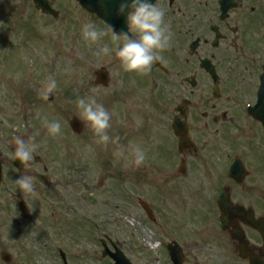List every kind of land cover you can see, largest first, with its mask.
Instances as JSON below:
<instances>
[{
	"label": "rangeland",
	"instance_id": "obj_1",
	"mask_svg": "<svg viewBox=\"0 0 264 264\" xmlns=\"http://www.w3.org/2000/svg\"><path fill=\"white\" fill-rule=\"evenodd\" d=\"M11 1L0 0V129L5 127L2 129L5 130L4 134H9L12 127L14 129L25 124L35 127L36 129H33L35 132L38 131L35 133L38 148L34 160L27 165L25 171V174L33 177L36 192L23 195L13 183L19 175L10 173L0 184V201L2 200L5 206L7 203L11 206L23 197L32 206L31 213L33 212L36 217L25 222L17 218L13 223L15 219L6 216L7 208L0 210V256L4 252L10 253L12 256L10 264H60L57 254L47 252L45 256H41L40 251L43 246L53 250L58 246L68 252L71 250L69 255L71 264H106L97 261L100 247L98 236L108 235L112 240L120 242L133 264H170L161 247L153 252L149 249L148 242L157 239L161 244L164 242L167 244L175 237L182 239L184 264H246L236 254L227 250L228 248L227 251L217 249L215 241L210 240L211 244L204 247L201 241H197L199 236L193 233L208 214L207 211L210 210L208 204L211 205L215 194L214 180L217 176L210 164L211 150L208 151L207 148L189 152L181 158L175 153L177 157L175 164L177 165L181 159L185 160L189 176L169 185L166 182L160 184L161 181H155V177L138 169L135 176L137 181L141 182V186L140 190H137L139 193L135 192V195L137 197L138 194H145L151 199L152 209L160 210L157 211V215L154 211L155 215L152 218H149L138 204L135 195L132 196L133 190L123 189L117 183H110L109 189L108 183H105L101 188L104 191L100 189L84 192L79 189V185L68 184L70 168L58 169L56 163L48 164L51 167L47 175L52 181V177L61 179L64 185L55 186L56 189L50 191V188L46 189L34 177V171L43 173L45 155L54 156L58 162L64 161L69 166L73 159L80 165L90 156L96 160L98 155L95 151L99 144L93 130L85 128L76 136L69 127V121L75 117L76 100L79 97L94 95L97 101L109 110L111 113L109 135L122 140L123 136L128 139L129 142L123 140L126 149L129 144L137 145L150 157H159L161 154L168 157L165 150L169 147L164 143H157L155 138L147 137L155 131L154 127L148 126L154 123L150 118L156 119L157 112L146 108L145 103L148 100H144V95L141 100L140 98L137 100V97L128 94L126 85L130 87L135 72L124 71L113 56L109 58L97 55L98 49L107 43V36L95 43L84 40L83 24L93 22L102 27L98 18L86 13L74 1L55 2L54 6L64 12L58 21L36 10L29 11L28 0H13V4ZM254 1L248 0L250 4ZM64 2L68 4L64 5ZM196 3L203 5L196 8ZM262 4L264 5V0H257L254 5L264 10V7L259 6ZM159 6L165 10V22L169 26L172 38L175 39L185 38L184 32L178 30L183 23H185L183 26L187 27L188 23L196 20L204 23L214 21V4L212 5L209 0H160ZM193 8L198 10L199 18ZM232 23L234 22L230 21V24ZM220 58L221 56L217 54L216 62L220 66L221 74L224 79L228 78L230 81L235 68L230 69L229 64L223 63ZM103 66H108L111 76L110 84L106 88L97 86L95 82V72ZM149 75L148 72L141 77ZM49 77L57 82L56 88L50 93L53 95L52 101L44 99L41 95ZM122 78L126 81L123 84ZM146 79L152 80L153 83L161 80L151 77ZM169 79L170 77L164 82L170 81ZM225 83L228 82L225 80ZM247 86L244 84L242 90ZM206 100L209 101L207 98ZM123 108L126 113H135L139 119L130 121L124 118ZM207 108L204 106L203 109ZM45 120H60L61 132L57 135L49 134L46 125L42 127ZM156 124L161 133L170 130V123L166 119L157 120ZM123 126L130 129L123 131ZM13 132L16 135L17 132ZM11 136L12 134L10 137L0 135V153L7 155L10 153L6 150L5 144L6 139L10 141ZM195 140L202 142L199 137ZM175 142L174 140V144ZM116 149L117 146L112 145L105 149L109 154L105 155V160L109 163L112 159V162L117 163L114 159L117 157ZM108 172L107 180L111 182L113 173L118 172L116 166L109 168ZM83 180H88L87 175H84ZM116 180L119 183V175ZM143 181L147 183L144 184ZM153 183L155 185H152ZM52 192H56L57 197L53 196ZM261 196L262 192L250 191L244 199L247 204H253ZM177 198H192L194 201L178 205L173 202ZM175 204L182 214L177 213ZM73 205L76 208L71 211L70 207ZM53 210L57 212V219H60L57 221L58 224L51 222L54 226L49 228L50 233L47 230L39 231L38 225L49 226L50 219L46 215L53 213ZM13 214L16 217L14 211ZM49 234L51 235L48 236ZM202 241L207 239L202 238ZM79 246H84L83 250L88 251L87 258L83 260L76 258V254L81 256L84 251L73 253L75 247ZM50 256H53L51 260L54 263L45 262ZM90 256L94 261L86 260Z\"/></svg>",
	"mask_w": 264,
	"mask_h": 264
},
{
	"label": "clouds",
	"instance_id": "obj_2",
	"mask_svg": "<svg viewBox=\"0 0 264 264\" xmlns=\"http://www.w3.org/2000/svg\"><path fill=\"white\" fill-rule=\"evenodd\" d=\"M116 14L124 18L128 32L121 34L114 29L106 30L93 22H88L82 26L84 40L95 43L108 36L111 45L105 43L98 49L97 55L111 58L114 53L124 71L147 74L155 61L163 62L164 57L161 53L170 46L172 39V33L165 22L164 8L153 3V0H118ZM56 84V80L49 77L41 93L44 99H48ZM76 109L75 118L80 120L85 128L93 130L98 144H107L111 141L118 145L119 137H112L108 132L111 128V113L94 95L77 98ZM44 124L51 135L61 132L60 120H45ZM37 148L35 137L29 136L26 139L16 137L15 147L8 153V158L13 161L19 160L24 168L34 160ZM115 154L125 159L130 155V162L137 166L145 160V151L137 145L129 144L127 149L123 145H118ZM13 183L23 195L36 192L33 177L29 174L19 175ZM27 205L31 211L32 206L28 203Z\"/></svg>",
	"mask_w": 264,
	"mask_h": 264
},
{
	"label": "flooded vegetation",
	"instance_id": "obj_3",
	"mask_svg": "<svg viewBox=\"0 0 264 264\" xmlns=\"http://www.w3.org/2000/svg\"><path fill=\"white\" fill-rule=\"evenodd\" d=\"M248 31H249V35L252 37L253 39V43L255 46V42H257L258 40L262 39V41H258V43H264V39L262 37V35L264 34V24L262 26H249L248 27ZM263 62H264V57H263ZM261 69V66L258 67V70ZM263 69V66H262ZM173 115V114H172ZM192 114L190 113V116ZM193 117V115H192ZM173 119V117H172ZM194 119V118H192ZM189 121V120H188ZM216 122H229L228 118H227V114L223 115V119L222 120H218L216 119ZM173 130V127H172ZM221 133L218 136V140L222 141V142H227L228 140L234 142L235 138H236V133H237V121L235 119H231L230 120V124L229 125H221L220 126V130ZM247 135L248 138L251 140V142H254L255 144L259 145V143L262 141L264 142V129L262 127V125L260 123H258L257 121H255L253 119V123H251V125L247 128ZM236 145V143H235ZM197 151V150H195ZM238 224H242V219L239 218H231L230 221L228 222V228L231 230L233 227L237 226Z\"/></svg>",
	"mask_w": 264,
	"mask_h": 264
},
{
	"label": "water",
	"instance_id": "obj_4",
	"mask_svg": "<svg viewBox=\"0 0 264 264\" xmlns=\"http://www.w3.org/2000/svg\"><path fill=\"white\" fill-rule=\"evenodd\" d=\"M103 0H100V2H102ZM81 2L86 6L89 7L91 9H95V5L92 4L91 0H81ZM98 8H101V6H98ZM102 9V8H101ZM49 12L53 13V11L48 10Z\"/></svg>",
	"mask_w": 264,
	"mask_h": 264
}]
</instances>
